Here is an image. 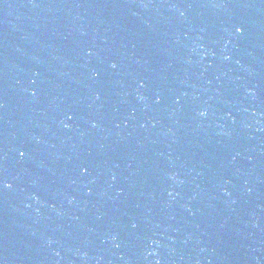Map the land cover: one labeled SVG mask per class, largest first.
I'll list each match as a JSON object with an SVG mask.
<instances>
[{"label":"water","instance_id":"1","mask_svg":"<svg viewBox=\"0 0 264 264\" xmlns=\"http://www.w3.org/2000/svg\"><path fill=\"white\" fill-rule=\"evenodd\" d=\"M0 264H264V0H0Z\"/></svg>","mask_w":264,"mask_h":264},{"label":"snow or ice","instance_id":"2","mask_svg":"<svg viewBox=\"0 0 264 264\" xmlns=\"http://www.w3.org/2000/svg\"><path fill=\"white\" fill-rule=\"evenodd\" d=\"M234 30H235L236 33H242L244 31V25H242V24H236V25H234ZM113 67H115L114 64H113ZM24 154L25 153L23 151L20 152V155L21 156H24ZM83 170L84 171H87L86 168L83 169ZM2 183L4 184L5 187H11V185L8 182L2 181Z\"/></svg>","mask_w":264,"mask_h":264},{"label":"clouds","instance_id":"3","mask_svg":"<svg viewBox=\"0 0 264 264\" xmlns=\"http://www.w3.org/2000/svg\"><path fill=\"white\" fill-rule=\"evenodd\" d=\"M201 114H203V113H201Z\"/></svg>","mask_w":264,"mask_h":264}]
</instances>
